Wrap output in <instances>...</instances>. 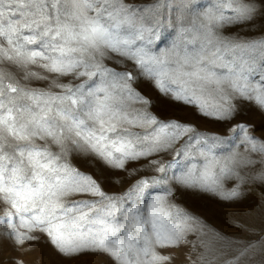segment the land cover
<instances>
[{
	"label": "snow or ice",
	"instance_id": "6c2138e0",
	"mask_svg": "<svg viewBox=\"0 0 264 264\" xmlns=\"http://www.w3.org/2000/svg\"><path fill=\"white\" fill-rule=\"evenodd\" d=\"M251 112L264 0H0V264H264V204L183 202L264 182Z\"/></svg>",
	"mask_w": 264,
	"mask_h": 264
},
{
	"label": "rangeland",
	"instance_id": "374dc122",
	"mask_svg": "<svg viewBox=\"0 0 264 264\" xmlns=\"http://www.w3.org/2000/svg\"><path fill=\"white\" fill-rule=\"evenodd\" d=\"M173 114L184 118L186 120L196 123L202 131H212L215 129V125L209 121H204L198 119L193 111L188 108H176ZM246 119L253 125V127L258 128L255 134L257 136H264V117H261L256 112H251ZM135 164H130L129 167H136ZM83 171H90V169L80 165ZM231 187V184L228 185ZM113 191L115 189H112ZM184 205L196 215L202 217L208 224L210 228L219 229L223 232L234 231L229 225L232 223L231 217L235 214L240 216L250 222V216L252 209L257 206L264 204V182L259 180H252L249 183L242 186V201L233 206H225L223 202H218L213 199L202 198H185ZM257 226L259 222L255 221ZM42 248H38L36 253L30 256L28 259L33 262V264H40V252ZM76 264V262H73Z\"/></svg>",
	"mask_w": 264,
	"mask_h": 264
}]
</instances>
